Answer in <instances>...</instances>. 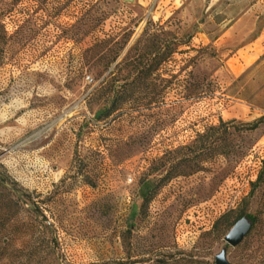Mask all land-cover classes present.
<instances>
[{
    "label": "rangeland",
    "instance_id": "obj_1",
    "mask_svg": "<svg viewBox=\"0 0 264 264\" xmlns=\"http://www.w3.org/2000/svg\"><path fill=\"white\" fill-rule=\"evenodd\" d=\"M263 167L264 0H0L4 242L40 264H264Z\"/></svg>",
    "mask_w": 264,
    "mask_h": 264
},
{
    "label": "trees",
    "instance_id": "obj_2",
    "mask_svg": "<svg viewBox=\"0 0 264 264\" xmlns=\"http://www.w3.org/2000/svg\"><path fill=\"white\" fill-rule=\"evenodd\" d=\"M120 49H123V48H120ZM134 49V48H129L127 53H126V60L127 62H129L130 60H132V56H131V50ZM131 53V54H130ZM95 55V54H93ZM106 55H99L97 58H99V60L101 59H105ZM115 58V56L113 57ZM152 71V69H150V67H147V68H141L137 75L135 76V78H133L131 81H125L122 85H119V90H117L115 92V95L112 99V102H111V105L105 109L104 111V114L105 115H109L110 113H112L113 111H115L117 108H118V100L119 99H122V100H126L131 93H133L135 90H137L138 87H141L142 85H145L146 82H145V79L146 77L149 76L150 72ZM188 74H190V72H187ZM196 89H197V86H191L190 84L187 86V97H191L192 95L195 94L196 92ZM197 93V92H196ZM260 120H257L253 123H247V124H242L241 127L243 129H248V130H252V129H255L258 125V122ZM223 122H221L220 125H222ZM220 125L218 126H210L209 129H212V130H216L220 127ZM202 138H206V134H202L201 135ZM216 148L217 147H220V150L217 152L218 154H226V150H222V145L220 144V142L217 144V146H215ZM211 157L213 158V156H210V159ZM205 158H207L205 156ZM264 178V167L263 169L259 172L255 182L253 183V188L258 186L261 181L263 180ZM3 189L6 190L7 192H9V189L6 187V186H3ZM10 211H5L4 213L0 214V219L2 220H8L9 218H11L12 215V212L11 213H8ZM242 216H246L251 222H252V225L255 221V216L254 215H251V214H245V215H239L237 219H239L240 217ZM235 220V221H236ZM235 223V222H234ZM3 227L1 226L0 227V235L3 231ZM27 252L29 254V258H30V264L33 262L34 264H40L41 262L39 260H35L33 259L35 257V255L38 253V250H37V247L34 245V243H29L27 246H25L24 248H19V247H13L11 244L7 243V242H4L3 240L0 239V254H3L5 256H15V255H18L20 253H25ZM34 260V261H33ZM53 264H59L58 262H54Z\"/></svg>",
    "mask_w": 264,
    "mask_h": 264
},
{
    "label": "water",
    "instance_id": "obj_3",
    "mask_svg": "<svg viewBox=\"0 0 264 264\" xmlns=\"http://www.w3.org/2000/svg\"><path fill=\"white\" fill-rule=\"evenodd\" d=\"M251 224L252 222L246 216L237 219L224 236L225 242L232 247L239 244L248 234ZM214 261L216 264H230L226 258V248L221 249L220 252L215 255Z\"/></svg>",
    "mask_w": 264,
    "mask_h": 264
},
{
    "label": "built area",
    "instance_id": "obj_4",
    "mask_svg": "<svg viewBox=\"0 0 264 264\" xmlns=\"http://www.w3.org/2000/svg\"><path fill=\"white\" fill-rule=\"evenodd\" d=\"M88 78V77H87Z\"/></svg>",
    "mask_w": 264,
    "mask_h": 264
}]
</instances>
